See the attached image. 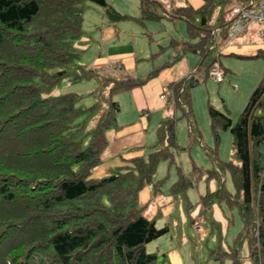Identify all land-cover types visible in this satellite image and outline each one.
Segmentation results:
<instances>
[{"label": "trees", "instance_id": "16d2710c", "mask_svg": "<svg viewBox=\"0 0 264 264\" xmlns=\"http://www.w3.org/2000/svg\"><path fill=\"white\" fill-rule=\"evenodd\" d=\"M205 1L201 9L181 8L173 15L185 21L190 38L197 39L190 46L201 49V77L168 83L176 98L173 105L182 108L190 123L189 88L203 81L220 56L213 54L218 44L208 25L215 0ZM85 3L101 7L112 21L126 19L106 0H0V264H156L157 255L147 252L145 244L168 231L141 214L138 192L160 160L172 159L175 118L159 127L167 147L132 159L124 171L89 177L107 145L105 131L119 111L113 96L143 85L155 72L140 78L121 71L100 73L80 64L77 73L68 69L80 60L74 42L82 34ZM156 6L142 0V18L158 19L150 10ZM195 15L199 26L193 23ZM228 25L226 38L231 22ZM257 57L264 59V51L250 56ZM66 77L97 79L98 88L91 94L102 95L104 106L76 107V93L51 95ZM91 114L95 122L83 132ZM208 115L216 137L220 129L232 134L239 163L214 159L217 169L210 174L227 170L235 190L226 195L220 179L219 187L201 198L203 207L214 199L237 203L252 264H264V80L235 122L211 107ZM178 171L174 192L188 186Z\"/></svg>", "mask_w": 264, "mask_h": 264}, {"label": "rangeland", "instance_id": "374dc122", "mask_svg": "<svg viewBox=\"0 0 264 264\" xmlns=\"http://www.w3.org/2000/svg\"><path fill=\"white\" fill-rule=\"evenodd\" d=\"M221 10V7H215L211 19L212 23L216 22ZM180 26L182 29L183 23ZM260 29L261 26L254 22L250 23L247 28L248 36H246L245 44H247V49L254 50L250 54H255L257 48L262 47V41L258 35ZM183 31L186 30H182V34L185 33ZM175 35L178 36L177 33ZM216 39L217 37L214 41ZM83 44L85 45L86 42L81 37L74 42L77 51L82 49ZM218 48L213 54L222 53L216 63H219L226 71L223 79L217 81L211 75V67L202 82L189 88V105L194 133L189 132L188 117L183 113L180 106L164 110V113L169 112V115L165 114V119L175 118L176 146L169 147L172 159L160 160L151 180L144 186L151 193V201L145 205H139V207L141 206V214L154 220L158 227L167 226L169 230L145 244L147 252L157 255L156 264H172L171 258L173 255L170 253L172 248L178 251L182 264L253 263L249 256L248 237L245 234L243 218L237 203L232 202L231 205H227L226 198L220 201L214 199L212 203L202 209L200 208V198L215 191L218 188L217 181L222 178L226 195L229 193L233 195L235 189L228 171L218 172L216 175H211L210 172L217 169L215 158L218 162L232 160L236 164L239 163L233 150L232 134L229 130L220 129L218 130V137L215 136V132L210 125L208 108L211 107L226 112L235 122L253 91L264 80V59L262 57L250 58L227 55L228 52H221V49ZM189 55L192 56L193 54ZM198 57V55H195L194 59L197 61ZM79 64L81 62L77 60L68 69L77 73L79 72ZM96 81L94 78L71 80V77H66L55 85L50 94H80L76 107L87 108L94 103H98L102 108L104 97L100 94H91L92 91L95 90L96 92L97 90L98 81ZM114 97L115 95L113 99ZM123 98L125 96H120L122 102H124ZM95 116V114H91L86 117L83 132L88 131L93 126ZM87 142V138L83 140L84 145ZM156 148L149 147L147 151L150 152ZM103 153L101 154V160L104 159ZM177 165L185 173V179L189 178L191 181L196 182V186L190 184L186 189L191 193L190 206L187 208L182 206L175 208L170 213L162 214L163 204L169 201L168 198H171V200L173 198V194H170L171 186L179 179V173L176 170ZM193 165L201 171V175L198 177H193L191 172V170L193 171ZM114 172L115 170L108 175ZM99 178L102 177L93 179ZM191 219L195 222V227L197 226V230H195L197 233L192 231L193 233L188 237L185 227L187 224L190 225ZM179 224L182 229L179 228ZM172 227L176 228L175 233L172 232ZM217 255H222V260L216 259Z\"/></svg>", "mask_w": 264, "mask_h": 264}, {"label": "crops", "instance_id": "0c3cea01", "mask_svg": "<svg viewBox=\"0 0 264 264\" xmlns=\"http://www.w3.org/2000/svg\"><path fill=\"white\" fill-rule=\"evenodd\" d=\"M141 1L106 0L115 12L126 17L122 21L110 20L104 14L103 9L94 4L83 5V25L80 37L86 44H83L84 46L79 50L81 66L94 69L100 73L126 72L132 77L140 78L155 72L143 85L115 94L114 99L119 104V111L116 113L115 121L105 132L107 145L102 151L104 152V159L100 160L99 164L92 170L91 178L104 177L119 168L124 171L126 166L131 165L132 159L150 153L151 151H147L149 147L156 148L159 145L160 147H167L168 144L164 138L161 140L164 136L160 133L159 127L161 123L170 118L165 119V114L169 115V112L164 113V110L175 108V106L166 100H162V89L172 81H178L191 75L201 77L197 72L201 49L190 46V43H195L197 39H191L188 34L187 23L182 19L173 18V15L176 10L181 8L190 7L194 11L201 9L206 1L147 0L159 4V6L150 9L159 17L158 19L142 18ZM239 2L245 4V0H239ZM214 5L222 9L216 22L212 23L211 17L208 23L214 38L217 37L216 49L219 47L221 52H228L227 55L240 57H250L259 50L264 51V44L262 43V47L257 48L255 54H250L254 50L247 49L245 39L248 33L246 31L227 41L228 38H226L224 31L225 28L229 27L227 24L231 21L233 3L231 0H215ZM182 13L181 11L180 15ZM181 23H183L182 29ZM193 23L199 26L200 17L193 16ZM184 29L186 31H183L185 33L182 34L181 31ZM195 55L199 56L197 61L194 59ZM222 69L225 71L223 67ZM122 95L125 96L124 102L120 100ZM188 125L189 132L193 134V121L190 123L189 118ZM176 168L178 171L180 166L177 165ZM180 172L188 186L190 184L196 186V182L189 178L185 179V173ZM191 172L193 177L201 175V171L194 165ZM177 182L171 186L170 194H173V198L172 200L168 198L169 201L163 204L162 214L170 213L175 208L190 206L191 193L186 191L188 186L180 192L172 190ZM217 183L219 187L220 181ZM151 197L149 189L143 186L138 192V205L149 203ZM201 198L200 208L203 209ZM194 223L191 219L190 225L187 224L185 227L188 237L193 233L192 231L197 233L195 231L197 226L195 227ZM179 228L182 229L180 224ZM175 231L176 228H173L172 232L175 233ZM170 253L173 255L172 264H182V259L175 248H172Z\"/></svg>", "mask_w": 264, "mask_h": 264}, {"label": "built area", "instance_id": "2783aa9c", "mask_svg": "<svg viewBox=\"0 0 264 264\" xmlns=\"http://www.w3.org/2000/svg\"><path fill=\"white\" fill-rule=\"evenodd\" d=\"M233 7L231 9V26L228 31V39L230 41L237 35L247 31L250 23H257L261 26L259 37L264 44V0H245V4H241L239 0H231ZM211 75L221 81L224 77V71L219 63H214L211 69ZM161 97L167 102L175 103V94L170 86H164Z\"/></svg>", "mask_w": 264, "mask_h": 264}]
</instances>
